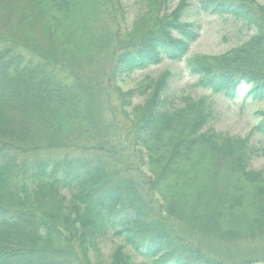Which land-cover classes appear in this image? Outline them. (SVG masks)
<instances>
[{
    "label": "trees",
    "instance_id": "obj_1",
    "mask_svg": "<svg viewBox=\"0 0 264 264\" xmlns=\"http://www.w3.org/2000/svg\"><path fill=\"white\" fill-rule=\"evenodd\" d=\"M172 1L140 0L153 21L145 31L139 21L140 36L125 44L121 0H0V264H104L111 236L153 264H225L193 235L264 244V168L251 167L250 139L203 131L214 117L206 98L171 107V74L145 105H132L143 93L120 90L121 77L181 62L200 39L202 27L182 21L185 4L162 17ZM197 6L256 30L218 68L192 60L198 85L235 101L248 86L244 100L264 101V7ZM115 95L126 120L114 135ZM254 131L264 137V121ZM70 190L80 192L76 210L60 199ZM105 264L134 263L117 249Z\"/></svg>",
    "mask_w": 264,
    "mask_h": 264
},
{
    "label": "rangeland",
    "instance_id": "obj_2",
    "mask_svg": "<svg viewBox=\"0 0 264 264\" xmlns=\"http://www.w3.org/2000/svg\"><path fill=\"white\" fill-rule=\"evenodd\" d=\"M121 2L124 11L117 17L118 30L121 34L120 39L125 44H128L134 35L140 36L142 31L148 29L153 20L149 19V15L147 16V12H145L146 8L141 5L140 0H121ZM182 3L185 4L182 21L202 27L200 39L192 45L190 52L181 62L167 60L160 65L150 66V68L132 72L129 75L121 77L118 81L120 90L125 93L136 89L138 92L143 93L133 101L132 105L133 107L145 105L153 94L154 85L158 83L162 76L171 74L172 83L170 84V89L166 92L169 99H172V101L170 99L172 103L171 107H182L184 105V98H191L192 100L206 98L213 106L214 117L204 127L203 131L207 129L212 130L223 138H229L232 142L238 144L241 140L250 139L252 146L258 153V156L252 160L251 167L254 170H261L264 168V137L260 134L258 135L254 130L260 122L264 121V101L254 102L253 100H244L249 90L248 86L239 88L240 97L237 101L228 99L222 94H217L200 87L198 85V77L192 76L189 70V64L194 59L208 62L211 65H215L214 68H218L220 60L225 55L233 52L234 49L244 46L251 38L255 37L256 30L249 28L235 17L207 16L202 12L200 13L197 6L198 0H173L169 4V9L163 11L162 17L169 18ZM257 3L264 7V0H257ZM143 19L145 23H142L141 31L139 30L140 24L138 23L141 20L143 21ZM144 24H146V27H144ZM103 71L108 72V68L105 67ZM117 99L119 98L115 95L112 100L113 115L111 116L107 113L109 124H113L110 127L113 129L111 133L114 135L119 129L121 130V124L126 120L124 116H121L122 106ZM133 107L127 110L129 111L127 112L129 116L132 114ZM115 138H118V141L121 143L120 147L126 148L122 144V141L127 138L129 139V137L121 134L119 136L116 135ZM132 152L138 154V151L134 147ZM123 154L126 155V151L120 154V156L122 157ZM123 159L126 160V158ZM144 170L146 172L145 167ZM75 192L77 191L61 192L60 199L63 200V203L70 210H76L81 205L80 198L78 197L80 192ZM190 239L202 250L207 251L214 258L224 261L225 264H241L250 259L260 260L264 258L263 243L235 244L202 235H193L190 236ZM101 245L104 264L110 261L111 254L117 249L127 254L134 264L143 262L153 264L154 262V260H146L136 253L121 237L113 238L111 236L105 239Z\"/></svg>",
    "mask_w": 264,
    "mask_h": 264
}]
</instances>
